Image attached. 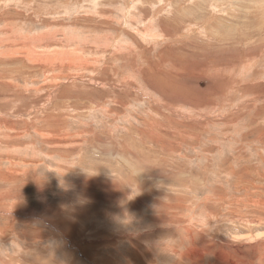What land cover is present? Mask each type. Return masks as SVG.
I'll use <instances>...</instances> for the list:
<instances>
[{"label":"rangeland","instance_id":"rangeland-1","mask_svg":"<svg viewBox=\"0 0 264 264\" xmlns=\"http://www.w3.org/2000/svg\"><path fill=\"white\" fill-rule=\"evenodd\" d=\"M0 264H264V0H0Z\"/></svg>","mask_w":264,"mask_h":264}]
</instances>
